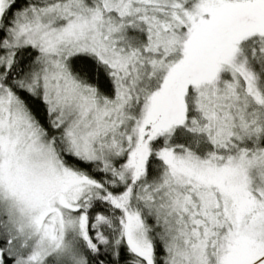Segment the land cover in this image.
I'll return each mask as SVG.
<instances>
[{
    "label": "snow or ice",
    "instance_id": "snow-or-ice-1",
    "mask_svg": "<svg viewBox=\"0 0 264 264\" xmlns=\"http://www.w3.org/2000/svg\"><path fill=\"white\" fill-rule=\"evenodd\" d=\"M0 264H264V0H0Z\"/></svg>",
    "mask_w": 264,
    "mask_h": 264
}]
</instances>
